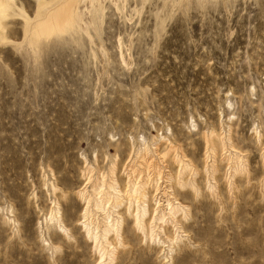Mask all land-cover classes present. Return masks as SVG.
Segmentation results:
<instances>
[{
  "label": "rangeland",
  "instance_id": "rangeland-1",
  "mask_svg": "<svg viewBox=\"0 0 264 264\" xmlns=\"http://www.w3.org/2000/svg\"><path fill=\"white\" fill-rule=\"evenodd\" d=\"M0 264H264V0H0Z\"/></svg>",
  "mask_w": 264,
  "mask_h": 264
},
{
  "label": "bare ground",
  "instance_id": "bare-ground-1",
  "mask_svg": "<svg viewBox=\"0 0 264 264\" xmlns=\"http://www.w3.org/2000/svg\"><path fill=\"white\" fill-rule=\"evenodd\" d=\"M234 172L237 171L236 167H234ZM186 170L182 171V173H184ZM215 172V171H214ZM181 173V172H180ZM234 174V173H233ZM179 176H181V174H179ZM233 178V177H232ZM180 179V178H178ZM231 179V178H230ZM131 181V180H129ZM151 182H154L153 180ZM157 182V181H156ZM101 187H104V184L101 185ZM136 194H138L137 196L141 197L142 199L146 200L147 198V192H146V189L144 188H141V186L138 187V185H134V192H133V196L135 197ZM136 196V197H137ZM170 200V199H169ZM171 201V200H170ZM169 201V202H170ZM172 202V201H171ZM144 203V206L141 210V213H139V208H137V213L135 215V220H136V225H137V228L141 231L144 230V225H143V222L147 216V208L145 206V201H143ZM168 203V202H167ZM169 207V210L168 213L169 215H171L170 219H168L166 217V215L163 213L160 217H158V220L163 224V225H168L170 224L171 226L174 227V229H176L178 227V221H176V217L177 215L182 212L184 213V218H186V211L181 207V206H176V204L174 203H168L167 204ZM103 210V209H102ZM109 220V221H108ZM106 222H108V227L104 229V236L107 237L108 234L112 231L114 232L117 236H119L120 234V228L122 226V224H118V225H112L111 223V219L108 217V214H106ZM85 225V230L87 232V235L91 238L93 237L94 238V241L95 242H98L100 237L98 236V233L94 227V224H93V221H90V223L88 224H84ZM116 227V228H115ZM115 229V230H114ZM176 233V231H175ZM150 239L151 241H156L158 240L160 242V240L158 239V236L154 230V224L152 223L151 226H150ZM179 237L176 238V240H178ZM114 255L112 254L110 258V263L113 261V257Z\"/></svg>",
  "mask_w": 264,
  "mask_h": 264
}]
</instances>
